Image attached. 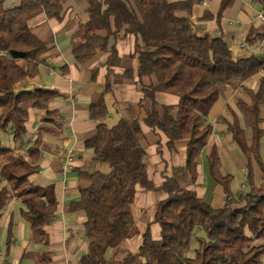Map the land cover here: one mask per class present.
I'll return each instance as SVG.
<instances>
[{"label": "trees", "instance_id": "16d2710c", "mask_svg": "<svg viewBox=\"0 0 264 264\" xmlns=\"http://www.w3.org/2000/svg\"><path fill=\"white\" fill-rule=\"evenodd\" d=\"M64 0H21L15 7L4 9L0 3V216L5 206L16 198L21 203L20 217L28 224L33 241L46 243L43 227L57 209L53 187L42 188L31 182L38 169L39 145L44 126L38 127L30 145H20L26 133L28 110L44 111L40 120L53 123L51 101L61 95L56 90L36 88L14 91L18 81L33 77L39 71L40 57L46 43L30 30V20L39 14L62 19ZM87 20L74 34L71 54L83 64L98 51H105L110 36L132 34L141 40L137 51L135 74L125 69L122 80L137 77L143 96L139 106L145 111L142 120L120 118L113 125L103 121L108 113L106 94L112 90L111 65L120 58L110 50L105 63L107 72L100 92L91 96L89 118L96 122L93 135L84 140L93 154L94 164H107L109 171L76 170L79 198L70 203L72 211L85 215L84 232L87 251L77 264H264V184L252 180L251 158L264 170L260 142L264 136L260 105L264 104V77L256 92L243 82L264 72V55L234 56L221 36L200 34L191 20L192 7L202 0H86ZM233 4L222 0L217 13ZM264 9V0H261ZM103 29L106 35L96 33ZM264 39V29L248 35L251 46ZM247 90L250 103L238 102L240 117L233 116L227 130L233 142L246 157V191L235 193L234 177L222 173L217 148L212 146L206 158L207 171L213 183L220 185L224 203L213 207L209 201L188 188L197 176V157L212 131L207 121L210 108L228 88ZM157 92L173 94L175 104H160ZM161 132L172 149L176 140H187L186 159L174 166L170 177L159 187L166 197L155 204L154 222L159 237L152 238L149 227L142 234L136 255L126 254L119 260L107 259L134 231L130 206L136 187L154 189L147 175V153L141 145L142 126ZM245 129L250 131L248 137ZM10 136L12 146L1 141ZM18 144V145H17ZM13 218L10 217L4 240L8 253L13 242ZM197 247L188 256L190 242ZM22 259L35 264H49L47 252H27Z\"/></svg>", "mask_w": 264, "mask_h": 264}, {"label": "crops", "instance_id": "0c3cea01", "mask_svg": "<svg viewBox=\"0 0 264 264\" xmlns=\"http://www.w3.org/2000/svg\"><path fill=\"white\" fill-rule=\"evenodd\" d=\"M221 1L202 0L192 7L191 20L197 31L200 34L208 33L212 37L221 36L234 56L264 55V39L257 40L251 46L247 41L248 35L249 38L256 36L264 29L257 18L258 12L262 10L261 0H233V4L224 9L218 18ZM20 2L21 0H0L4 9L18 6ZM87 7L86 0H64L61 20L48 19L44 14L30 20L31 32L46 43L47 50L40 57L38 73L18 81L13 89L16 92L36 88L51 89L61 95L50 103L53 123H43L40 120L44 114L43 110H28L26 133L20 145H30L38 127L46 128L39 145L38 169L31 176V182L42 188L53 187L57 209L43 227L46 243H36L28 224L19 215V209L22 207L20 201L13 198L0 216V264H35L31 259L21 258L24 251L47 252L49 264H77L79 258L86 253L88 241L84 232L85 215L80 211H72L70 203L79 198L76 170L102 169L100 164H94L93 154L85 148L84 140L95 132L96 122L89 118V104L91 96L103 88L107 72L105 63L112 48L116 49L120 60L116 65L110 66L114 83L112 90L106 94L108 113L103 121L113 125L120 118L137 117L142 120L145 117L144 109L139 106L143 93L137 77L134 75L132 80L121 79L126 68H130L132 74H135L138 68L137 51L142 48L138 37L125 33H121L117 38L110 36L105 51H98L83 64L75 62L71 54L74 34L78 25L87 20ZM96 33L106 35L103 29L97 30ZM242 45H247L249 49H242ZM261 77H264V72L245 80L243 85L246 89L256 92ZM155 99L160 104L177 102L175 95L165 92H157ZM238 102L250 103L247 90L230 87L210 108L207 121L212 131L206 145L198 154L196 179L188 186L215 208L223 205L224 193L222 187L213 183L208 175L206 158L212 146L217 148L222 173H230L234 180L236 179L233 188L231 185L232 190L234 191L240 183L242 191L248 189L245 182L248 160L227 130L233 116H241ZM260 117L264 129V104L260 105ZM142 130L140 142L148 155L147 175L154 189L136 187V194L130 206L134 231L124 238L117 248L107 251L109 260L117 261L126 254L136 255L142 242V234L148 227L152 238L159 237V226L153 221L155 204L166 197V193L159 187L166 177L171 176L174 166H182L185 163L187 140H176L170 149L163 133L154 132L145 125ZM245 133L250 136L248 129H245ZM1 143L6 147L12 146L10 136ZM68 149L74 152L70 166L65 163ZM260 155L264 166V136L260 142ZM250 164L253 183L264 184V170L254 158H251ZM10 217L14 221V237L8 253H5L4 240Z\"/></svg>", "mask_w": 264, "mask_h": 264}, {"label": "rangeland", "instance_id": "374dc122", "mask_svg": "<svg viewBox=\"0 0 264 264\" xmlns=\"http://www.w3.org/2000/svg\"><path fill=\"white\" fill-rule=\"evenodd\" d=\"M148 159V155H147V158L146 160ZM101 171H103L104 173L108 172L109 171V166L107 164H101ZM236 182V179L233 181L232 183V188L234 186ZM240 191H242V184H237L235 189H234V192L235 193H239ZM197 247V243L194 239L191 240L190 242V250L188 251V256H192L194 254V249Z\"/></svg>", "mask_w": 264, "mask_h": 264}, {"label": "built area", "instance_id": "2783aa9c", "mask_svg": "<svg viewBox=\"0 0 264 264\" xmlns=\"http://www.w3.org/2000/svg\"><path fill=\"white\" fill-rule=\"evenodd\" d=\"M258 21L262 26H264V9L260 10L257 14ZM242 49L247 50L249 47L247 45H242ZM74 152L72 149H68L66 153L65 163L66 165L70 166L73 161Z\"/></svg>", "mask_w": 264, "mask_h": 264}]
</instances>
